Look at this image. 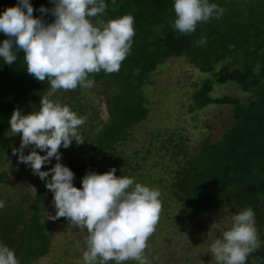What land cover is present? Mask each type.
Listing matches in <instances>:
<instances>
[{
  "label": "trees",
  "instance_id": "trees-1",
  "mask_svg": "<svg viewBox=\"0 0 264 264\" xmlns=\"http://www.w3.org/2000/svg\"><path fill=\"white\" fill-rule=\"evenodd\" d=\"M30 3L36 10L34 18L54 22L50 12L38 11L41 7L53 8L50 0H30ZM105 3L106 12L93 18V23L97 19L107 22L131 14L136 35L131 53L118 73L101 71L89 77L95 80V85H104L110 118L99 128L85 124L81 129L83 145L73 141L69 148L60 149L62 155L66 153L67 167L82 175L91 163L102 168L98 174L115 168L118 177L135 176L140 163L124 158L123 165L120 145L136 125L150 116L143 84L167 60L186 58L210 76L191 95L188 112L211 105L229 106L233 110L232 122L217 140L205 137L195 151H189L182 132L156 130L148 140L151 152L160 160L167 158L166 166L172 165L170 193L190 218L221 206L242 211L251 207L261 247L249 255L247 264H264V0H209L224 9L223 15L198 24L196 31L188 35H180L172 27L176 18L174 0H105ZM17 4L18 0H0V14ZM202 38L205 44L199 43ZM5 39L0 33V43ZM135 69L140 70L138 75L133 74ZM26 70L23 53L11 66L0 58V157L15 140H21L10 130L13 111L19 109L23 115L38 111L41 98L50 89L47 80L38 82ZM226 84H236L248 94L245 102L211 93L215 86ZM71 92L60 90L52 99L82 116L81 109L64 101ZM145 153L150 152L147 149ZM50 166L51 163L46 164L42 171H49ZM3 179L4 173H0V181ZM35 191L27 221L23 222V213L0 209V243L12 242L8 232L22 222L19 245L11 248L20 264H30L47 253L48 234L40 212L47 188L38 176Z\"/></svg>",
  "mask_w": 264,
  "mask_h": 264
},
{
  "label": "clouds",
  "instance_id": "clouds-1",
  "mask_svg": "<svg viewBox=\"0 0 264 264\" xmlns=\"http://www.w3.org/2000/svg\"><path fill=\"white\" fill-rule=\"evenodd\" d=\"M50 2L53 8L41 7L38 11L50 12L55 17L52 23L34 18L36 10L30 0H18L17 6L0 14V33L7 37L0 43V58L11 66L23 53L26 72L38 82L47 80L50 84L38 111L27 115L19 109L13 111L10 130L21 137L13 155L45 181V187L52 192L55 215H48L49 219L65 218L72 227L86 229L84 264H152L147 252L163 211L161 191L134 178L117 177L115 168L104 174L88 172L81 188L75 187L74 173L59 162L60 149L69 148L73 141L77 145L85 143L81 129L87 118L52 99L60 90L93 88L95 80L89 77L101 71L118 73L131 53L135 18L128 14L93 23V18L106 12L105 0ZM174 12L172 27L180 35H188L196 31L198 24L219 19L224 9L209 0H174ZM199 43L205 44L206 40L202 38ZM139 71L135 69L133 74ZM29 147L32 150L25 155ZM37 149L46 155H40ZM53 158L57 163L49 171H42ZM4 207L0 201V209ZM232 221L231 228L210 247L216 264H247L249 255L261 247L251 207L234 215ZM0 264L20 261L13 250L0 244Z\"/></svg>",
  "mask_w": 264,
  "mask_h": 264
},
{
  "label": "rangeland",
  "instance_id": "rangeland-1",
  "mask_svg": "<svg viewBox=\"0 0 264 264\" xmlns=\"http://www.w3.org/2000/svg\"><path fill=\"white\" fill-rule=\"evenodd\" d=\"M209 79V74L200 72L188 63L186 58L167 60L142 87L146 95L145 106L149 108L150 116L136 125L120 145L124 154L123 165L124 158L138 160L140 163V167L134 172L135 176L127 177L134 178L136 182L150 188H158L162 194L161 219L156 232L149 240L150 251L147 252L152 264H216L210 247L217 238L222 237L224 231L231 228L232 217L242 211L233 206H221L190 218V214L180 207L170 193L172 181L169 170L172 165L166 166L167 158L160 160L155 157L148 143L150 133L160 129L168 130L161 133L169 132L170 129L182 132L189 151L197 150L205 137L215 141L221 136L232 122L231 107L211 105L188 112L192 105L191 95L200 84ZM104 88L101 83L91 89L79 88L67 95L64 101L72 102L73 107L82 110V116L87 118L86 124L99 128L110 118ZM211 93L216 96L228 95L242 102H245L248 96L236 84L217 85ZM18 139L0 157V173H4V179L0 181V201L5 204L4 212L23 213L24 222L30 218V201L36 192L33 189L36 175H33L29 166L18 162V156L13 155V149L20 147L21 140ZM147 149L150 153H145ZM31 150V147L26 148L24 154H29ZM65 155L66 153L61 154L59 162L67 167ZM55 163L57 161L53 158L50 168ZM122 169L125 171L120 167V170ZM100 170L102 168L96 167V164L89 163L88 170L82 175L73 172L74 186L81 188L82 178L88 172L94 171L98 174ZM132 170L133 168L131 173ZM116 176L118 177L117 172ZM52 201L53 194L47 189L40 208L42 221L46 225L45 233L48 234L47 253L30 264H84L86 229L72 227L65 218L50 220L48 215H55ZM21 229L22 222L8 232V238L12 242L0 244L10 249L17 248ZM125 264L136 262L128 261Z\"/></svg>",
  "mask_w": 264,
  "mask_h": 264
}]
</instances>
